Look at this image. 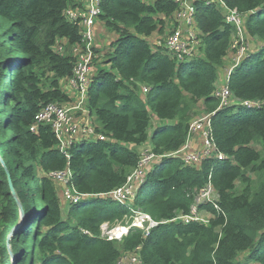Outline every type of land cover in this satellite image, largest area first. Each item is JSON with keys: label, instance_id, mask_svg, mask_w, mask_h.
<instances>
[{"label": "trees", "instance_id": "1", "mask_svg": "<svg viewBox=\"0 0 264 264\" xmlns=\"http://www.w3.org/2000/svg\"><path fill=\"white\" fill-rule=\"evenodd\" d=\"M221 1L260 41L229 73L225 85L237 103L224 106L215 84L235 27L217 1H195L200 55L177 62L145 39L163 31L177 3L100 0L98 20L114 39L94 59L102 67L91 74L86 108L104 139L80 138L66 157L51 126L36 124L35 116L46 103L70 101L60 80L72 75V48L81 41L78 21L65 15L75 0H0L1 264H117L129 255L141 264H264V0ZM197 104L212 113L211 137L225 158L188 165L164 154L185 143ZM152 115L171 124L148 131ZM147 140L161 156L134 197L121 204L99 196L123 185L138 166L140 153L127 145ZM65 167L70 185L87 196L62 205L48 173ZM208 185L217 208L196 201ZM193 205L209 213L208 222L172 220ZM136 212L156 224L147 231L131 226ZM103 223L128 229L109 239L101 235Z\"/></svg>", "mask_w": 264, "mask_h": 264}, {"label": "built area", "instance_id": "2", "mask_svg": "<svg viewBox=\"0 0 264 264\" xmlns=\"http://www.w3.org/2000/svg\"><path fill=\"white\" fill-rule=\"evenodd\" d=\"M177 3V10L175 13V20L181 21L183 24L178 25L167 36L164 45V49L170 53L177 62L189 59L192 56H196L195 47L198 45V38L196 30L194 29L193 13L195 11L194 3L197 0H173ZM206 3H210L214 0H204ZM223 10L224 21L232 24L235 27V37L233 42V48H235V55L232 65L227 69L225 75V81L232 71L235 65L246 55L248 47L244 45L242 39H238L242 31V19L243 16L238 13L235 8L227 7L221 0H215ZM100 0H75V6L68 8L65 12L66 18L71 21H78L80 26L81 41L80 44L73 46V54L75 55V62L73 66L72 75L66 78L69 91H75L79 95L75 105L69 106V103L49 102L46 103L36 114V124L46 123L49 124L55 134L58 142V148L68 157V147L79 140L80 138H95L104 139V136L95 131V126L90 122L74 124L70 117V110L72 108H81L87 100V88L90 83V77L92 69L94 68V59H96L98 53L95 51L94 45V33L95 23L98 20V14L100 12L99 7ZM178 18V19H176ZM244 31V29H243ZM58 50H63V46L56 47ZM224 82L221 87L215 89L214 96L219 99V106L228 105L231 103H237ZM143 92L147 91L146 87L142 88ZM240 104L248 107H258V101H241ZM211 114L205 112L198 118H194L190 121L185 143L178 150L164 154L178 156L185 164L199 165L206 158H214L217 160L225 158L224 154L219 152L214 145L211 137ZM89 120V119H88ZM35 125L31 126V130H35ZM198 136L199 145L194 147L192 138ZM161 156V155H160ZM154 154L151 150L143 156H140L138 166L133 169L126 177V181L120 187L113 189L112 191L100 194L99 196H109L118 203H128L135 195L139 183L142 182L147 171L150 170L149 165L155 163L160 158ZM48 176L56 182L62 183L65 187L64 199L66 202H76L87 195L78 194L76 190L70 185L71 171L68 167L61 170L51 171ZM217 195L211 185L202 189L196 199L197 202L209 201L217 208L215 201ZM210 215L206 218H200L195 205L192 206L191 211L187 215H178L172 220H197L203 223L208 222ZM146 222L151 223L147 228L156 224L151 218L141 212L134 214L131 226H136L147 231L145 228ZM128 229V226H127ZM127 232V230H126ZM107 237V236H106ZM108 238V237H107ZM110 239V238H109ZM132 260L140 263L138 258L133 255Z\"/></svg>", "mask_w": 264, "mask_h": 264}, {"label": "rangeland", "instance_id": "3", "mask_svg": "<svg viewBox=\"0 0 264 264\" xmlns=\"http://www.w3.org/2000/svg\"><path fill=\"white\" fill-rule=\"evenodd\" d=\"M146 1L147 2H152L153 0H146ZM176 19H178V18H176ZM165 21H166V23H165V28H163V31L161 33L160 32L154 33L151 38L147 39V40H149L150 43L153 41L151 43V45L152 44L153 45H159V43H160V45H164L165 40H166L167 36L170 34V32L172 31V29H174L178 25L183 24L181 21L177 22L175 20V18H173V17H167ZM243 25H244V20L242 19V31H241L238 39L239 40L242 39V41L244 42V45L246 47H248L247 50H253V49L257 48L260 45V43H259L260 41L257 38H255V37H249L248 35H246V33L243 31ZM101 31H103V30H101ZM94 34H95L94 35L95 49H97L98 54L100 55L99 57L97 56V59H98V58H102L101 54H104V52L108 51L109 46H110L109 44H110V41L113 40V36H111V34L108 33V32H107L106 36H104V34L102 32H98V31L95 32ZM236 36H238V34ZM236 36H232L231 47L229 49V52H228L227 56L224 59V69H221L219 71V74H218L219 77H218V80H217V88L221 87V85L224 84V82H225V76L224 75H226L225 69L230 64H232V62H233V58H234V55H235V48H233V44H235V43L233 42V40L235 39ZM195 53H196V55H200V51H199L197 45L195 47ZM99 60H98V62H96V61L94 62V66H93L94 68L92 69V74H94L98 70V68L102 67V63L99 62ZM61 88L70 97V101H69L68 105L69 106L75 105L77 99L79 98V95L77 94V92H75V91L71 92V91L68 90V86H67L66 80H62ZM142 88H143V86L141 87V91L143 93ZM80 107L81 108H79V109L72 108L73 110H70V117L72 119V122L74 124H76V125L79 122L80 123L90 122V117L87 114L86 103L83 106H80ZM194 112H195V114L193 115L194 116L193 119L194 118H198L202 114L205 113L203 111V108H202L201 104H197V105L194 106ZM162 123L163 124H171V122H168L166 120L160 121L154 115H152L151 124H150V127H149L148 131H151L153 129V126H156V125L162 124ZM198 145H199V141H198L197 144H193L194 147H198ZM127 146L129 148H131V146L135 147V149L140 153L141 156L146 155L152 149L149 140H147L145 143H143L142 145H139V146H133V145H130V146L127 145ZM252 146H254L256 149H258L260 151L263 150V145H262V143L259 140H254L252 142ZM153 164L154 163L149 165L150 169L152 168ZM56 187H57L58 197L60 199L61 204L62 205L67 204L68 202H66V200L64 199L65 198L64 197L65 187L60 182H56ZM208 215H209V213L207 211L198 212V216L200 218H206ZM144 224H145L144 225L145 228L149 229V228H147V226H150L151 223L146 222ZM126 230H127V225L117 224V225H115L113 227L109 226L107 223H103L101 225V235L102 236H107L108 238H117V239H119L123 234L126 233ZM132 257L133 256H131V255L126 256V257H122L117 262V264H141V263L134 262L132 260ZM0 264H1V255H0ZM4 264H5V262H4Z\"/></svg>", "mask_w": 264, "mask_h": 264}, {"label": "crops", "instance_id": "4", "mask_svg": "<svg viewBox=\"0 0 264 264\" xmlns=\"http://www.w3.org/2000/svg\"><path fill=\"white\" fill-rule=\"evenodd\" d=\"M101 30H103V31H101ZM97 31H98V32H102V33L104 34V36H106V34H107V32H108V33L111 34V36H113V39H114V34H112L111 32H109V31L105 28V26L102 24V22H101L100 20H97L96 23H95V32H97ZM152 36H153V34H152L151 36L145 38V39L147 40V39L151 38ZM111 41H112V40H111ZM111 41H110V43H111ZM147 41H149V40H147ZM152 42H153V41H152ZM152 42H151V43H152ZM149 43H150V42H149ZM230 65H232V64H230ZM230 65L225 69V72H226L227 69L230 67ZM224 76H225V75H224ZM62 80H66V78H63V79L60 80V85H61V83H62ZM215 86L217 87V82H216ZM198 141H199V138H198L197 135L194 136V137L192 138V143L197 144ZM128 145H129V144H128ZM129 146H130V145H129ZM133 146H134V145H133ZM131 148H135V147H132V146H131Z\"/></svg>", "mask_w": 264, "mask_h": 264}, {"label": "water", "instance_id": "5", "mask_svg": "<svg viewBox=\"0 0 264 264\" xmlns=\"http://www.w3.org/2000/svg\"><path fill=\"white\" fill-rule=\"evenodd\" d=\"M19 217V213H18V216H17V218Z\"/></svg>", "mask_w": 264, "mask_h": 264}, {"label": "bare ground", "instance_id": "6", "mask_svg": "<svg viewBox=\"0 0 264 264\" xmlns=\"http://www.w3.org/2000/svg\"><path fill=\"white\" fill-rule=\"evenodd\" d=\"M122 230H123V229H122ZM122 230H121V231H122ZM122 233H123V232H122ZM115 234H116V233H115Z\"/></svg>", "mask_w": 264, "mask_h": 264}]
</instances>
